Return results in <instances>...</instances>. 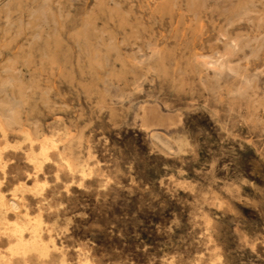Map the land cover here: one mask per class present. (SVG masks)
Returning a JSON list of instances; mask_svg holds the SVG:
<instances>
[{"label":"rangeland","instance_id":"1","mask_svg":"<svg viewBox=\"0 0 264 264\" xmlns=\"http://www.w3.org/2000/svg\"><path fill=\"white\" fill-rule=\"evenodd\" d=\"M0 107V264H264V0H0Z\"/></svg>","mask_w":264,"mask_h":264},{"label":"bare ground","instance_id":"2","mask_svg":"<svg viewBox=\"0 0 264 264\" xmlns=\"http://www.w3.org/2000/svg\"><path fill=\"white\" fill-rule=\"evenodd\" d=\"M19 29H20V28H19ZM210 63H211V62H210ZM16 90H17V89H16ZM119 97H120V96H119ZM8 103H9V102H8ZM132 103H133V102H132ZM1 104H3V103L1 102ZM143 104H144V103H143ZM143 104H142V105H143ZM6 105H7V104H6ZM9 105H10V107H11L12 103H11V104H8V107H9ZM13 105H14V104H13ZM16 105H17V104H16ZM16 105H15V106H16ZM4 106H5V105H4ZM17 106H18V105H17ZM17 106H16V107H17ZM13 107H14V106H12V108H13ZM14 108H15V107H14ZM0 109H2V108L0 107ZM4 109H5V108H4ZM7 110H8V109H7ZM2 111H4V110H2ZM9 111H10V109H9ZM9 111H8V112H9ZM4 112H5V111H4ZM4 112H3V113H4ZM8 112H7V114H8ZM126 112H127V111H126ZM9 114H10V113H9ZM0 115H1V113H0ZM2 115H3V114H2ZM2 115H1V117H2ZM6 116H7V115H6ZM11 116H12V115H11ZM12 117L14 118V115H13ZM4 118H5V116H4ZM6 118L8 119V117H6ZM9 118H10V117H9ZM16 118L19 119L20 117H19V118L16 117ZM2 119H3V117H2ZM143 119H144V118H143ZM143 119H142V120H143ZM10 120H11V119H10ZM13 120H15V119H12V122H13ZM20 120H21V119H20ZM3 122H6V121H3ZM19 122L21 123V121H19ZM14 123H15V121H14ZM139 123H140V122H139ZM2 124H3V123H2ZM5 125L8 126V125H11V123L9 122V123L7 124V122H6ZM13 125H17V124L15 123V124H13ZM0 126H1V125H0ZM19 126H20V125H19ZM6 128H7V127H6ZM34 128H35V127H34ZM34 128L32 129L33 131L35 130ZM18 130H19V129H18ZM0 132H1V130H0ZM29 132H30V131H29ZM66 132H67V131H66ZM2 133H3V132H2ZM19 133H20V132H19ZM34 133H35V132H34ZM35 134H37V133H35ZM23 135H25V134H23ZM26 135H27V133H26ZM26 135H25V136H26ZM39 135H40V134H39ZM39 135H38V136H39ZM55 135H56V134H55ZM21 136H22V135H21ZM27 136H28V135H27ZM22 137H23V136H22ZM52 137H53V136H52ZM54 138H55V137H54ZM26 139H28V137H27ZM46 139H48V138H46ZM46 139L43 140V137H42V140H43V141L41 140V141H42L41 143L45 142ZM177 139H179V138H177ZM22 140L24 141V139H22ZM47 141L49 142V140H47ZM52 141H53V140H52ZM177 141H178V140H177ZM27 142H28V141H27ZM31 142H32V141H31ZM34 142H36V140H35ZM32 143H33V142H32ZM45 143H47V142H45ZM53 143H54V141H53ZM53 143L51 142L50 145L53 144ZM184 143H185V142H184ZM21 144H22V143H21ZM28 144H29V142H28ZM178 144H180V143L178 142ZM178 144H177V146H178ZM53 145H54V144H53ZM39 146H41V145H39ZM43 146H44V147H43ZM43 146H42V148H45V145H43ZM51 146H52V145H51ZM185 146H186V145H185ZM46 147H47V146H46ZM40 148H41V147H40ZM48 148L50 149V146H49ZM52 148H55V147L52 146ZM38 149H39V148H38ZM49 149H48V150H49ZM0 150H1V148H0ZM44 150H47V149L45 148ZM44 150H43V151H44ZM40 151H41V150H40ZM46 153H47V152H46ZM61 156H62V155H61ZM29 157H31V155H30ZM58 157H60L59 154H58ZM31 158H32V157H31ZM29 159H30V158H29ZM36 159H37V158H36ZM46 159H47V158H45V160H46ZM60 159H61V158H60ZM39 160H40V159H39ZM47 160H48V159H47ZM48 161H49V160H48ZM2 162H3V161H2ZM65 162H66V161H65ZM67 164H68V163H67ZM67 164H66V165H67ZM42 165H43V163H42ZM78 166H79V165H78ZM78 166H77V167H78ZM67 167H70L69 164H68ZM79 167H80V166H79ZM34 168H35V167H34ZM73 168H74V167H73ZM73 168H72V169H73ZM84 168H85V167H84ZM87 168H88V167H87ZM82 169H83V168H82ZM36 170H37V169H36ZM67 170H68V168H67ZM80 170H81V169H80ZM3 171H4V170H3ZM68 171H70V170H68ZM81 171H82V170H81ZM81 171H80V172H81ZM82 173H83V172H81V174H82ZM86 173H87V172H86ZM78 174H79V173H78ZM81 174H80V175H81ZM87 174H89V172H88ZM84 176H85V175H84ZM88 176H89V175H88ZM88 176H87V177H88ZM27 177H28V176H27ZM81 177H83V176H81ZM87 177H86V178H87ZM45 183H46V182H42L41 184L44 185ZM76 183H77V182H76ZM18 184H19V183H18ZM35 184H36V182H35ZM33 185H34V184H33ZM33 185H32V186H33ZM43 185H42V186H43ZM17 186H19V185H17ZM21 186H22V185H21ZM37 186H38V185H37ZM37 186H36V188H38ZM45 186H46V185H45ZM79 186H80V185H79ZM28 187H29V186H28ZM30 187H31V186H30ZM30 187H29V189H30ZM40 187H41V186H40ZM40 187H39V188H40ZM41 188H42V187H41ZM31 189H32V188H31ZM34 189H35V186H34ZM35 190H36V189H35ZM39 190H40V189H39ZM65 190H66V189H65ZM29 191H31V190H29ZM33 191H34V190H33ZM0 194H1V193H0ZM0 200H1V198H0ZM0 202H1V201H0ZM2 202H3V201H2ZM0 204H1V203H0ZM2 204H3V203H2ZM2 204H1V205H2ZM4 207H5V205H4ZM8 207H9L10 209H16L17 205H16L15 202H10V204L8 205ZM5 208H6V207H5ZM1 209H2V208H1ZM6 209H8V208H6ZM4 210H5V209H4ZM8 211H9V210H8ZM24 212H25V211H24ZM24 212H23V213H24ZM26 212H27V210H26ZM3 214H4V213H3ZM24 214H25V213H24ZM0 215H1V214H0ZM20 216H21V215H20ZM23 216H24V215H23ZM31 216H32V215H31ZM4 217H5V216H4ZM4 217H3V218H4ZM24 217L26 218V216H24ZM24 217H23V218H24ZM34 217H36V216H34ZM14 218H16V217H14ZM14 218H13V219H14ZM23 218H22V219H23ZM27 218H28V217H27ZM4 219H5V218H4ZM19 219H20V218H19ZM34 219H35V218H34ZM37 219H39V217H38V218L36 217V221H37ZM20 220H21V219H20ZM20 220H19V221H20ZM30 220H31V219H30ZM30 220H29V221H30ZM41 220H42V219H41ZM2 221H3V220H2ZM17 221H18L17 219L14 221V224H13V225H15V227H16V225L20 226V225L18 224ZM26 221H27V220H26ZM26 221H23V223H24V222L26 223ZM29 221H27V222H29ZM34 221H35V220H34ZM7 222H8V221H7ZM16 222H17V224H15ZM37 222H38V221H37ZM1 223H2V222H1ZM3 223H5V221H4ZM3 223H2V224H3ZM21 223H22V222H21ZM32 223H35V222H32ZM38 223H39V222H38ZM35 224H37V223H35ZM4 225H5V224H4ZM6 225H7V224H6ZM27 225H28V224H27ZM0 226H2V225H0ZM8 226H9V225H8ZM10 226H12V223H11ZM46 226H47V224H46ZM15 227H14V228H15ZM34 227H35V226H34ZM2 228H3V226H2ZM4 228H5V227H4ZM14 228L12 227L11 229H12V233H14V231H15V233L13 234V236L15 235V238L13 237V238L15 239V242L13 241L14 243L12 244V246H10V247L8 248V249H9V252H10L11 254H16V255H17V254H20V255L22 254V255L24 256V255H25L27 252H29L31 249H34V248H35V247H34L35 245H39L35 239L33 240V237H32L33 242H32V244H31L30 246H29L28 244H25L24 241H22V239H21V229H20V227H16L15 230H14ZM28 228H29V227H28ZM35 228H36V227H35ZM30 229H31V228H30ZM41 229H43V227H41ZM13 230H14V231H13ZM26 230H27V229H26ZM46 230H47V229H46ZM48 230H49V229H48ZM4 231H5V229H4ZM35 231H36V230H35ZM37 231H38V230H37ZM5 232H6V231H5ZM10 232H11V231H10ZM27 232H28V231H27ZM43 232H44V230H43ZM46 232H47V231H46ZM22 233H23V231H22ZM35 233H36V232H35ZM48 234H49V233H48ZM48 234H47V236H50V235H48ZM7 235H8V233H7ZM22 235H23V234H22ZM43 235H44V234H43ZM10 236H11V235H10ZM10 236H9V238H10ZM26 236H27V235H26ZM32 236H33V235H32ZM5 237H6V235H5ZM55 237H56V236H55ZM6 238H7V237H6ZM23 238H24V237H23ZM26 238H28V237H26ZM36 238H37V237H36ZM24 239H25V238H24ZM28 239H29V238H28ZM30 239H31V238H30ZM44 239H45V238H44ZM50 239H51V238H50ZM7 240H8V239H7ZM29 241H30V240H29ZM49 241H50V240H49ZM49 241H48V242H49ZM25 242H26V241H25ZM30 243H31V242H30ZM52 244H53V243H52ZM10 245H11V244H10ZM45 245H46V244H45ZM41 246H43V245H41ZM43 247H44V246H43ZM53 247H54V246H53ZM53 247H52V248H53ZM5 248H6V246H5ZM40 248H42V247H40ZM40 248H39V249H40ZM43 249H45V248H43ZM53 249H54V248H53ZM40 250H41V249H40ZM49 250H50V249H49ZM49 250H48V251H49ZM51 250H52V249H51ZM34 251H35V250H34ZM43 251H44V250H43ZM45 251H47V250L45 249ZM6 252H8V251H6ZM36 252H37V251H36ZM39 252H40V251H39ZM10 253H9V255H10ZM29 253H30V252H29ZM44 253H45V252H44ZM44 253H43V254H44ZM46 253H47V252H46ZM46 253H45V255H46ZM27 254H28V253H27ZM30 254H31V253H30ZM30 254H29V255H30ZM41 254H42V253H41ZM41 254L39 253L40 256H41ZM43 254H42V255H43ZM48 254H49V253H47V255H48ZM51 254H52V253H51ZM20 255H19V256H20ZM37 255H38V254H36L35 256H37ZM45 255H44V256H45ZM0 256H2V255H0ZM4 256H5V255H4ZM23 256H21V257H23ZM25 256H26V255H25ZM62 256H63V255H62ZM2 257H3V256H2ZM7 257H8V256H7ZM26 257H27V256H26ZM42 257H43V256H42ZM0 258H1V257H0ZM0 260H1V259H0ZM2 261H3V260H2ZM5 261H6V262H7V261L10 262V261L7 260V259H6ZM5 261H3V262H5ZM41 261H42V260H41ZM44 261H45V260H44ZM85 261H86V260H85ZM8 262H7V263H8ZM23 262H24V261H23ZM86 262H87V261H86ZM82 263H83V262H82ZM5 264H6V263H5ZM8 264H9V263H8ZM60 264H61V263H60Z\"/></svg>","mask_w":264,"mask_h":264},{"label":"crops","instance_id":"3","mask_svg":"<svg viewBox=\"0 0 264 264\" xmlns=\"http://www.w3.org/2000/svg\"><path fill=\"white\" fill-rule=\"evenodd\" d=\"M13 202H15V201H13ZM16 205H17V203H16Z\"/></svg>","mask_w":264,"mask_h":264}]
</instances>
